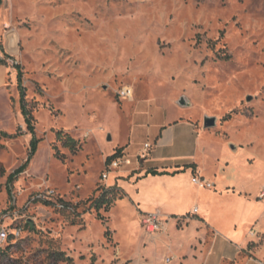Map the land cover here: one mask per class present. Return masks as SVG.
I'll use <instances>...</instances> for the list:
<instances>
[{"label":"rangeland","instance_id":"1","mask_svg":"<svg viewBox=\"0 0 264 264\" xmlns=\"http://www.w3.org/2000/svg\"><path fill=\"white\" fill-rule=\"evenodd\" d=\"M0 47V131L15 135L0 140V264H52L54 251L72 264L151 261L138 216L115 205L122 192L100 211L95 201L107 160L126 147L133 167L144 161L165 115L201 129L216 118L206 131L264 164V0H0ZM24 106L40 143L9 191L31 153Z\"/></svg>","mask_w":264,"mask_h":264},{"label":"crops","instance_id":"2","mask_svg":"<svg viewBox=\"0 0 264 264\" xmlns=\"http://www.w3.org/2000/svg\"><path fill=\"white\" fill-rule=\"evenodd\" d=\"M154 129L152 155L135 167L131 160V169L106 181L122 192L115 205L128 206L140 220L135 242L145 243L153 258L139 263L264 264V164L179 113L163 116ZM194 177L214 188L195 185ZM151 213L166 221L152 237L142 225Z\"/></svg>","mask_w":264,"mask_h":264},{"label":"trees","instance_id":"3","mask_svg":"<svg viewBox=\"0 0 264 264\" xmlns=\"http://www.w3.org/2000/svg\"><path fill=\"white\" fill-rule=\"evenodd\" d=\"M1 48V47H0ZM7 56V55H6ZM6 62L4 60H0V65H5ZM15 69L18 70L19 72V83H20V88L22 89V71H21V67L19 65H16L15 66ZM24 92V91H23ZM22 110H23V114H24V117L26 119V122H27V125H28V129H29V132L31 133L32 135V140H31V153H30V156L28 158V160L26 161V163L24 165H22L18 170H16L13 174H11L9 176V179H8V189L9 191H11V185L17 180V178L23 174L32 157L36 154L37 152V148H38V145L40 143V141L37 139L36 137V132H35V128H34V125H33V118L31 116V113L30 111H28V109L24 106L22 107ZM15 138V135H11L7 132H3V131H0V140L2 139H6V140H11V139H14ZM66 144L69 146V148L73 151V152H76L78 147H77V143L70 139L69 137L67 138V141H66ZM71 145V146H70ZM122 149L120 151H118L115 155H113L112 157H110L107 162L108 163H111L115 158H117L119 156V154L121 153ZM150 174H158L156 172H151ZM115 189L113 188H109L107 189L104 193H103V196L100 197L97 201H95V208L100 211L103 206L106 204V203H111L112 202V199H107V197L115 192L114 191ZM115 196V195H114ZM116 200V198H115ZM66 205V207H71L70 204H67V203H64ZM0 254L1 255H5L6 256V252L5 251H1L0 250ZM51 258H52V264H61V263H64L66 262L67 264H72L73 263V259L68 257L66 255V253L64 252H61V251H54L51 255Z\"/></svg>","mask_w":264,"mask_h":264},{"label":"built area","instance_id":"4","mask_svg":"<svg viewBox=\"0 0 264 264\" xmlns=\"http://www.w3.org/2000/svg\"><path fill=\"white\" fill-rule=\"evenodd\" d=\"M119 96L122 99H131L133 97V94L131 93V91L128 88H124V89H122V91H120ZM153 147L154 146L151 143L145 144L144 149H143L141 155L139 156V159H143V160L148 159ZM131 165H132V161L130 158L126 157L125 155H119L117 158H115L108 165V172L104 175V179L107 180L109 175L113 171L120 170L121 168L129 167ZM193 183L195 185H197L201 188H205V189H213L214 188V185L212 183L208 182L206 179L201 178V177H194ZM53 196H54V191H49V192H47L46 195L42 196L41 198L42 199H50ZM62 207H64V209L69 208V207H66L65 204ZM195 212H197V211H195ZM165 223H166V221L158 213L146 214L142 218V224H143V227L145 229V232L147 235H149L151 237L162 233L165 229ZM6 239H7V233L5 230H2L0 232V241H5ZM164 263L165 264H172L173 259L167 258V259H165Z\"/></svg>","mask_w":264,"mask_h":264},{"label":"water","instance_id":"5","mask_svg":"<svg viewBox=\"0 0 264 264\" xmlns=\"http://www.w3.org/2000/svg\"><path fill=\"white\" fill-rule=\"evenodd\" d=\"M249 100H251V97H249ZM188 101L184 98H182L180 101H179V106L181 108H187L189 107L188 106ZM217 125V119L216 118H210V117H206L204 119V129L208 130V129H212V128H215ZM108 140L111 141V137L109 136L108 137ZM232 148L234 149V147L232 146Z\"/></svg>","mask_w":264,"mask_h":264}]
</instances>
